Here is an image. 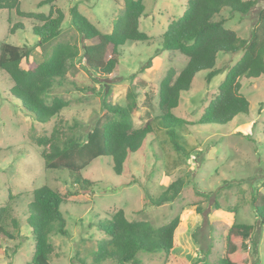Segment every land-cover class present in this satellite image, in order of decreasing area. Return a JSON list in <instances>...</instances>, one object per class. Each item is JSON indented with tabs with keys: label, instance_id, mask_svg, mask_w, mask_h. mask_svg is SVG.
Wrapping results in <instances>:
<instances>
[{
	"label": "rangeland",
	"instance_id": "374dc122",
	"mask_svg": "<svg viewBox=\"0 0 264 264\" xmlns=\"http://www.w3.org/2000/svg\"><path fill=\"white\" fill-rule=\"evenodd\" d=\"M41 0H19L24 11L48 14L50 6L64 14L60 36L52 43L69 41L81 51V38L71 27L68 8L78 2L79 11L101 32L109 33L123 7V0H54L51 5L37 6ZM187 0H142L145 15L139 18V30L149 35L144 42L127 41L120 47L119 65L99 82L92 79L75 60L69 68L67 83L55 85L47 94V102L61 98L66 105L49 121L41 123L23 108L9 93L12 81L0 69V207L5 206L3 226L13 239L0 236V264H31L33 238L27 225L28 204L32 190L46 184L62 198L60 209L66 219L68 236L51 234L49 242L51 264H87L98 243L106 235L94 222L108 219L119 208L129 220H147L154 226L178 217L175 243L170 251L177 264H195L200 247L211 244L208 259L216 263L222 252L223 234L232 222L255 225L257 255L251 247H241L235 239L242 264H264V226L258 224L250 198L255 192L264 194V76L242 78L241 91L249 101L247 113H240L226 124H200L204 107L217 94L225 69L206 81L207 70L197 72L187 92L180 95L173 114L193 124L182 129L185 152H177L164 128L158 126V87L167 70L179 71L181 56L161 52L159 41L168 23L179 17ZM264 0L255 4L246 15L223 8L215 18L225 19L224 25L241 38L250 34L258 10ZM24 28L8 33L14 22ZM32 19L19 17L13 9L0 10V43L8 42L24 49L31 47L29 61L41 62L50 48L37 46L38 38L31 31ZM241 53H219L215 67L233 65ZM26 67L25 63H22ZM74 85H72L71 83ZM137 85V108L132 121L141 127L150 120L153 133L146 136L141 148L131 153L123 172L116 175L109 156H98L80 171V177L93 181L85 193L74 184V175L67 169H46L40 156L41 147L34 138L60 137L75 132L79 140L102 116L101 93L108 88L112 103H126V93ZM87 87L89 89H76ZM93 89V91L91 90ZM76 176V175H75ZM183 178L178 197L159 206H143V187L156 196L176 178ZM78 190L79 193H75ZM9 194L10 197H9ZM18 221L17 228L11 220ZM249 243V239L245 243ZM250 244V243H249ZM248 244V246H249ZM141 264H160L164 255L141 254ZM99 264H109V261ZM133 264V263H125Z\"/></svg>",
	"mask_w": 264,
	"mask_h": 264
},
{
	"label": "trees",
	"instance_id": "16d2710c",
	"mask_svg": "<svg viewBox=\"0 0 264 264\" xmlns=\"http://www.w3.org/2000/svg\"><path fill=\"white\" fill-rule=\"evenodd\" d=\"M54 0H41L37 6L50 4ZM255 0H187L183 13L168 23L159 41L161 52L171 56H181L183 65L179 71L169 68L158 87V126L164 128L169 141L177 152H185L182 129L193 123L177 117L173 109L177 107L180 95L187 92L195 74L207 70V82L225 69L224 79L218 86L217 94L204 107L200 124H226L240 113H247L249 101L241 91V79H255L264 76V6L256 15L247 38H241L235 30L225 27V19L215 18L223 8L246 15ZM13 9L19 17L32 19V33L37 36V46L49 47L41 62L29 61L32 48H22L8 42L0 43V69L10 77L9 93L18 99L23 108L35 121L45 123L66 105L61 98L47 102L48 92L55 86L67 83L66 74L75 60H79L83 70L99 82L115 71L119 65L120 47L127 41L144 42L149 35L139 30V18L145 15L142 0H123V7L115 19L109 33L101 32L78 8L75 1L69 8L71 27L81 38V51L75 43L58 41L61 34L64 12L50 6L48 14L24 11L19 0H0V9ZM22 22H14L8 33L22 30ZM241 53L233 65L215 67L219 53ZM26 64V67L22 66ZM71 83V82H69ZM74 85L73 83H71ZM76 89L86 90L87 87ZM137 85L132 84L126 93V103H112L108 98L110 89L101 93L102 116L86 132L84 139L72 132L60 137L54 131L50 136L34 138L41 147L40 156L46 169L64 168L74 175V184L84 187L85 193L93 181L81 178L80 171L98 156H109L112 170L116 175L123 172L131 153L138 151L147 135L154 129L150 120L141 127L132 121V113L137 108ZM93 91V89L91 88ZM185 181L176 178L158 195H152L143 187V206H159L174 201L181 192ZM75 193H79L75 190ZM11 194H9L10 197ZM62 198L50 186L43 184L32 190V200L28 204L27 225L33 238L31 264H51L49 236H68L66 219L60 209ZM250 203L258 224L264 226V194L255 192ZM5 206L0 207V236L13 239V235L3 226ZM17 228L18 221L11 220ZM179 218L154 226L147 220H129L124 210L117 209L108 219L92 224L102 231L106 238L101 240L92 254L90 264L109 261V264H141V254L160 253L164 261L160 264H177L170 251L175 243ZM255 225L232 221L223 234L222 252L216 263L208 259L211 244L200 247V256L195 264H242L237 253L235 239L241 240V247H251L257 255V241L253 237ZM249 239V246L245 240ZM81 264H87L79 259ZM255 264V260L252 262Z\"/></svg>",
	"mask_w": 264,
	"mask_h": 264
},
{
	"label": "crops",
	"instance_id": "0c3cea01",
	"mask_svg": "<svg viewBox=\"0 0 264 264\" xmlns=\"http://www.w3.org/2000/svg\"><path fill=\"white\" fill-rule=\"evenodd\" d=\"M1 10V9H0Z\"/></svg>",
	"mask_w": 264,
	"mask_h": 264
}]
</instances>
